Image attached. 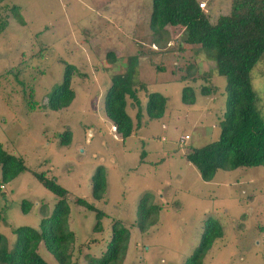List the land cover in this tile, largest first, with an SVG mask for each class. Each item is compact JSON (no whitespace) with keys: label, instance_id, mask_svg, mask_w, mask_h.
I'll return each instance as SVG.
<instances>
[{"label":"rangeland","instance_id":"1","mask_svg":"<svg viewBox=\"0 0 264 264\" xmlns=\"http://www.w3.org/2000/svg\"><path fill=\"white\" fill-rule=\"evenodd\" d=\"M213 23L228 14L231 0H197ZM151 0H2L0 2V144L21 157L25 169L0 186V233L6 248L14 243L13 228L37 227L56 200L33 175L43 172L66 190L67 223L74 234L71 256L85 264L98 255L109 238L113 220L129 233L121 264H183L197 243L207 217L222 229L203 257L204 264H264V166L217 169L210 180L200 178L184 155L218 137L225 110V78L195 44L182 40V27L166 26L153 43L148 28ZM17 5L16 18L11 10ZM199 6V5H198ZM2 25V26H1ZM116 57L110 62L105 53ZM136 57L130 76L139 107L127 96L126 111L136 124L121 140L103 111L110 76L125 70ZM65 64L74 70L71 103L46 106L62 79ZM183 77V79H181ZM257 108L264 120V55L250 72ZM192 87L195 100L184 104L181 88ZM205 85L211 92L199 93ZM166 98L163 115L149 120L143 105L148 92ZM70 132V142L60 136ZM188 135L178 142L181 135ZM104 172L102 198L90 195V176ZM157 212L143 231L136 225L137 208ZM80 197L102 212L74 202ZM22 199L30 202L21 211ZM39 255L57 264L40 244Z\"/></svg>","mask_w":264,"mask_h":264},{"label":"trees","instance_id":"2","mask_svg":"<svg viewBox=\"0 0 264 264\" xmlns=\"http://www.w3.org/2000/svg\"><path fill=\"white\" fill-rule=\"evenodd\" d=\"M198 4L197 0H151L148 28L153 36L152 42L159 44V36L161 33L166 34V26L182 27V40L197 45L205 57L214 63L215 71L225 78V110L218 137L199 147L190 148L184 155L196 168L200 178L207 181L217 169L264 166V120L257 108V96L250 79L252 68L264 55V0H231L229 13L219 15L213 23L209 22ZM11 10L20 20V15L16 13L17 5H12ZM105 56L110 57V62L116 60L112 51L106 52ZM135 65L136 57L128 56L125 70L110 76V84L102 100L103 111L121 140L132 134L141 115L137 108L136 124L133 125L125 108L127 96L138 107L140 105L130 81ZM73 67L71 64L64 65L60 83L47 98L46 106L49 109L64 108L73 100L74 91L70 87ZM210 92L211 89L205 85L199 90L202 95ZM180 100L184 104L194 102L195 95L191 86L184 85L181 88ZM165 103L166 98L161 93L148 92L143 105L146 117L149 120L160 118ZM60 137V144L70 142L68 130ZM24 169L21 157L7 152L0 144V186L11 181ZM33 175L55 195L56 200L50 213L40 219L37 227L20 225L13 228L15 239L11 249L6 248L5 238L0 233V264H48L38 253L40 244L57 264H74L71 256L74 234L67 223L66 190L43 172H34ZM104 189L103 168L97 166L90 176L91 197L101 199ZM147 198L148 193L145 192L137 208L136 225L139 231L151 224L148 219L157 212L154 205L146 204ZM74 202L95 212L97 220L94 227L98 228L102 212L83 198L77 197ZM29 205L28 200L22 199L21 211L26 212ZM3 220L0 213V221ZM221 235L219 222L207 217L202 223L197 243L184 258L183 264H204V255ZM128 238L127 228L119 220H113L103 250L98 255L89 256L85 264H121Z\"/></svg>","mask_w":264,"mask_h":264},{"label":"built area","instance_id":"3","mask_svg":"<svg viewBox=\"0 0 264 264\" xmlns=\"http://www.w3.org/2000/svg\"><path fill=\"white\" fill-rule=\"evenodd\" d=\"M201 5V3H199V6ZM188 138V135H181V136H179V138H178V142H183V140H185V139H187Z\"/></svg>","mask_w":264,"mask_h":264},{"label":"bare ground","instance_id":"4","mask_svg":"<svg viewBox=\"0 0 264 264\" xmlns=\"http://www.w3.org/2000/svg\"><path fill=\"white\" fill-rule=\"evenodd\" d=\"M112 129H114V127L112 126Z\"/></svg>","mask_w":264,"mask_h":264},{"label":"clouds","instance_id":"5","mask_svg":"<svg viewBox=\"0 0 264 264\" xmlns=\"http://www.w3.org/2000/svg\"><path fill=\"white\" fill-rule=\"evenodd\" d=\"M199 5V4H198ZM200 7V6H199ZM201 8V7H200ZM113 131H114V129H113Z\"/></svg>","mask_w":264,"mask_h":264},{"label":"crops","instance_id":"6","mask_svg":"<svg viewBox=\"0 0 264 264\" xmlns=\"http://www.w3.org/2000/svg\"><path fill=\"white\" fill-rule=\"evenodd\" d=\"M163 95V94H162ZM126 108V107H125ZM164 113V112H163ZM118 135V134H117Z\"/></svg>","mask_w":264,"mask_h":264}]
</instances>
